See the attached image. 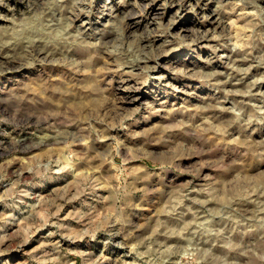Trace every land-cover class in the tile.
Instances as JSON below:
<instances>
[{
    "label": "clouds",
    "instance_id": "obj_1",
    "mask_svg": "<svg viewBox=\"0 0 264 264\" xmlns=\"http://www.w3.org/2000/svg\"><path fill=\"white\" fill-rule=\"evenodd\" d=\"M0 264H264V0H0Z\"/></svg>",
    "mask_w": 264,
    "mask_h": 264
},
{
    "label": "rangeland",
    "instance_id": "obj_2",
    "mask_svg": "<svg viewBox=\"0 0 264 264\" xmlns=\"http://www.w3.org/2000/svg\"><path fill=\"white\" fill-rule=\"evenodd\" d=\"M13 259H16V257H14Z\"/></svg>",
    "mask_w": 264,
    "mask_h": 264
}]
</instances>
